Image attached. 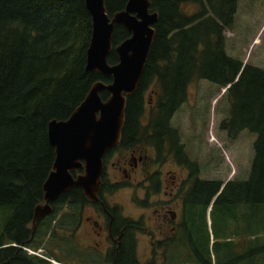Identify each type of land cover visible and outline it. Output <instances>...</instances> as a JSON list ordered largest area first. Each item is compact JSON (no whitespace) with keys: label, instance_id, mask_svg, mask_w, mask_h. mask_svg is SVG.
Listing matches in <instances>:
<instances>
[{"label":"trees","instance_id":"obj_1","mask_svg":"<svg viewBox=\"0 0 264 264\" xmlns=\"http://www.w3.org/2000/svg\"><path fill=\"white\" fill-rule=\"evenodd\" d=\"M149 1L150 11L158 14L155 36L139 86L126 97L117 148L148 142L160 150L167 129L177 134L170 120L185 102L189 85L200 80L220 89L230 85L229 117L220 127L231 136L242 130L256 136L244 180H202L185 155L190 173L183 199L186 231L158 245L163 256L159 264H264V70L246 65L241 71L242 62L225 51L223 33L233 25L237 0ZM126 3L105 0L108 15ZM188 4L199 10L183 14L182 6ZM129 36L123 26L114 27L109 65L118 62L114 48ZM90 38L84 0H0V264H50L23 248H40L36 237L57 228L54 217L64 205L75 207L74 212L87 203L79 189L61 195L29 240L34 208L42 202V186L55 158L49 122L68 119L96 82L111 83V77L85 69ZM148 91L152 103L143 128ZM100 97L105 101L108 94L103 91ZM210 206L211 219L220 222L214 230L212 223V231L207 225ZM62 213L57 222L68 224L71 215ZM227 226L228 231L233 227L229 236ZM117 264L137 261L120 257Z\"/></svg>","mask_w":264,"mask_h":264},{"label":"rangeland","instance_id":"obj_2","mask_svg":"<svg viewBox=\"0 0 264 264\" xmlns=\"http://www.w3.org/2000/svg\"><path fill=\"white\" fill-rule=\"evenodd\" d=\"M236 5L233 25L223 33L225 51L230 57L241 61L242 64L264 70V0H237ZM182 11L183 14L190 16L198 11V7L193 4L183 5ZM145 99H150L149 91L146 92ZM149 103V105H145L141 120L143 128L148 123L152 99L149 100ZM229 106L224 88L220 89L200 80L189 85L185 102L170 120L171 128L177 131L178 144L182 146V151L184 155H187L188 162L197 165L199 178L202 180H219L226 183L244 180L248 177L256 136L247 130H242L236 136H231L227 130L220 127L221 123L229 117ZM120 150L117 148L113 151L118 153ZM157 170L159 168L156 165L151 168V171ZM162 171H172L174 174L169 176L174 175L184 181L186 191L190 178L187 166L182 168L169 164ZM105 173V179H110L105 181L106 183L120 181V175L116 169L108 167ZM114 175H117V178H114ZM162 175L167 178L166 174ZM116 189H104V197L112 209H116L127 222L143 214L142 222H145L149 231L154 230L155 232V216L150 210L140 209L143 206L139 200L145 198L144 189L142 187H138L134 191L131 188ZM182 194L179 193L177 197ZM134 199L136 200L134 201ZM159 199L160 201L167 200L164 192L153 198V200ZM132 200L137 206L131 205ZM148 201V206L154 205L150 199ZM210 210L211 206L207 212V225L209 231H212V223L214 230L219 218L211 219ZM62 212L68 213V206L64 205L62 210L56 213L55 222L63 214ZM56 224L57 228L51 233L35 236L36 242L34 244H38L40 248L38 250L27 248L37 253L31 256L44 259L50 264H105L102 260L103 244L95 248L94 237L87 234V232L91 233L92 231L87 223H84L74 235L71 233L73 227L68 228L67 224L61 222ZM219 225L220 222L218 227ZM228 226L225 230V236H229L231 229H233L230 227L231 229L228 231ZM40 233H44L43 230ZM157 239L159 238L155 237L153 241ZM151 240L147 237L137 241V253L133 255L137 264H149L151 260L157 264L161 263L162 252L155 250L154 256L150 252L149 241Z\"/></svg>","mask_w":264,"mask_h":264},{"label":"water","instance_id":"obj_3","mask_svg":"<svg viewBox=\"0 0 264 264\" xmlns=\"http://www.w3.org/2000/svg\"><path fill=\"white\" fill-rule=\"evenodd\" d=\"M84 3L91 17L85 69L88 73L111 77V83L96 82L68 119L49 122L48 140L55 158L42 186V202L34 208L31 231L52 214L51 204L73 189H79L90 202L99 201L102 160L119 145L125 124L126 97L133 95L139 86L155 36L152 26L158 21V14L149 13V0H127L124 10L112 17L107 13L105 0H84ZM116 25L123 26L130 37L114 48L118 62L109 65ZM228 88L230 85L224 90ZM103 91L108 94L105 101L100 97Z\"/></svg>","mask_w":264,"mask_h":264},{"label":"flooded vegetation","instance_id":"obj_4","mask_svg":"<svg viewBox=\"0 0 264 264\" xmlns=\"http://www.w3.org/2000/svg\"><path fill=\"white\" fill-rule=\"evenodd\" d=\"M149 13L156 12H151L149 7ZM154 25L152 26L153 29ZM150 136H152V134L148 137ZM162 138L163 140L161 141L162 144L160 150L159 147L154 144L146 142L144 144H134L128 150L121 149L118 153H114L113 151L118 146L107 152L102 160L103 171L98 191L99 201L90 202L86 199L87 203L79 206L74 211H77L76 215L73 212L75 207L69 208L68 213L71 216L68 217L67 225L68 228L73 227L71 230L72 235L78 232L84 223H87L90 226V229H92L91 233L87 232V234L94 237L95 248L99 247L100 244H103L102 260L105 264H117L120 257L121 260L130 258L136 259L133 255L137 253V241H139L140 238L149 237L152 239L149 241V247L150 252L153 255L154 251L157 250L158 245L160 246L161 243L164 244L171 235H174L175 233L178 235L185 234L186 213L183 199L186 191L184 181H181L174 175L169 176L170 174H174L172 171H162L165 169V166L169 164L182 168L183 166H186L184 160L185 155L182 151V146L178 144V134H173L167 129V132L162 135ZM154 165H156L159 170L151 171V168H153ZM108 167L117 170L120 175V181L105 182L110 180L109 178L105 179V170ZM77 173L81 172H76V174ZM162 174H166L167 178ZM113 177L117 178V175H114ZM113 187L118 189L131 188L133 191L138 187L144 189L145 198L142 200L138 199L142 202L141 205L143 206L140 209L144 211L150 210L155 216L156 224L154 229L156 233L154 230L149 231L145 222H142L141 218L143 217V214L137 218H132L131 221L127 222L116 209H112V206H110V203L107 202L104 197V189L111 190ZM162 192L167 196V200H153L155 196H159ZM179 193L183 194L180 197H177ZM149 199L154 205L148 206ZM135 200L136 199H134V201ZM134 201L132 200L131 202L133 207L137 206ZM71 203L73 202L71 201ZM45 219H43L34 230L31 231L29 240L33 239V232L38 226H40V224H42V222L45 221ZM29 227L31 228L30 225ZM155 237H158L159 239L153 241V238Z\"/></svg>","mask_w":264,"mask_h":264},{"label":"built area","instance_id":"obj_5","mask_svg":"<svg viewBox=\"0 0 264 264\" xmlns=\"http://www.w3.org/2000/svg\"><path fill=\"white\" fill-rule=\"evenodd\" d=\"M23 249H24L29 255H35V254H37V253H35V252H33V251L27 249V248H23Z\"/></svg>","mask_w":264,"mask_h":264}]
</instances>
